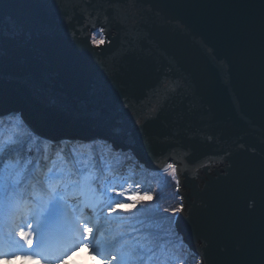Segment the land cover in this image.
Wrapping results in <instances>:
<instances>
[{
    "label": "water",
    "instance_id": "water-1",
    "mask_svg": "<svg viewBox=\"0 0 264 264\" xmlns=\"http://www.w3.org/2000/svg\"><path fill=\"white\" fill-rule=\"evenodd\" d=\"M10 111L49 143L173 164L191 256L264 264V0H0Z\"/></svg>",
    "mask_w": 264,
    "mask_h": 264
},
{
    "label": "snow or ice",
    "instance_id": "snow-or-ice-1",
    "mask_svg": "<svg viewBox=\"0 0 264 264\" xmlns=\"http://www.w3.org/2000/svg\"><path fill=\"white\" fill-rule=\"evenodd\" d=\"M94 46H99L103 41L93 40ZM7 115L9 117L22 115L10 111L8 113L0 112V120ZM26 123V122H25ZM26 126L37 139H46L39 136L38 133L31 129L30 125ZM105 143H110L105 140ZM113 151L116 150L115 145L112 146ZM123 154V149H120ZM26 153V155H25ZM15 157L13 163H9ZM35 165L32 159V151L25 145L8 141L0 132V201L5 205V222L3 231L0 232V252L7 251V254L0 255V261H10L11 259L30 260L43 256L45 260L58 259L60 264L68 260L81 247L86 248L87 255L90 257L88 264H93L99 260L100 264H153V259L157 251V244L163 243L161 238L159 241L154 239L155 233L150 225L137 213H141L144 209L140 208L139 199L131 204L128 209L129 215L119 214L117 208L121 203L119 196L122 192L111 195L112 191L117 188H123V182L119 185H102L98 190V195H94L90 202L84 207L71 209L66 203L61 189L66 190L68 185L64 182L66 177L61 173L55 172L49 168L43 173L44 185L40 187L39 192H35V201L29 204L24 201L26 213L20 216V222L16 223L14 217L20 208V200L11 203V197L16 192ZM168 168L172 169L173 179L176 178L175 168L173 164H168ZM9 168L16 169L15 178ZM96 167H93V171ZM70 178V174L69 177ZM178 184V181H177ZM178 190V188H177ZM94 191H96L94 189ZM145 195L148 200L153 197L148 195V189H145ZM90 208L91 214H86L85 209ZM183 210V205L175 208L174 212ZM107 213V214H106ZM164 219H173V217H165ZM127 222L130 227L127 232L109 233V226L113 223L123 224ZM27 229V230H25ZM58 229L61 238L68 242V246L63 248L59 257H49L47 237L53 231ZM19 236L23 245L31 250L25 252L23 246L14 239ZM35 241V247H34ZM112 249H116L115 252ZM75 264V262H73ZM167 264V262H165Z\"/></svg>",
    "mask_w": 264,
    "mask_h": 264
},
{
    "label": "trees",
    "instance_id": "trees-1",
    "mask_svg": "<svg viewBox=\"0 0 264 264\" xmlns=\"http://www.w3.org/2000/svg\"><path fill=\"white\" fill-rule=\"evenodd\" d=\"M14 128L18 129V131ZM0 132L3 133V136L6 140H14V142L16 143H20L21 139L25 141L22 136H26V139L30 141V144L27 148L31 149L32 151V159L37 157L35 156V151L39 147L42 153H46V151L48 150L49 143L40 139L37 140L33 136H31L27 127L24 126L19 116L0 120ZM32 139L39 144L38 148L33 146L34 142L32 141ZM74 143L78 142L67 143L65 141H62L61 144V146L65 145L67 146V148L74 147V150L71 151L72 156H70L71 158H73V161L68 160L64 162L60 156L58 157V152L64 153L65 151V148H63L64 150H62L61 147L60 150H57L55 155H52V157H50L52 158V160H48V162L44 164V167L42 169L43 171H39V175L37 174V179H33L30 176V174H33L32 176H34V173H37V168L34 165L32 173L29 174L28 178L22 184L28 190V196L25 197L19 190L13 194L10 202L14 203L16 200H20V208H23V202L25 200L28 201L29 204L34 202V186L35 192L38 193L40 187L44 185L43 173L47 172L49 168H52L55 172L64 175L66 177L64 182L68 185V188L70 187L73 189L74 193L79 194V187L82 186L81 192H83L85 196L87 195V197H92L93 194H98L97 191H94V189H97L96 185L94 184L95 181L92 182L95 178L101 177V175L103 174H108L114 176L115 178L118 177L117 175H115V170H105V167L110 166L108 163L111 161V154H117L111 149V147L104 148V150H106L107 152L105 158L104 156H102V154L99 153L101 150L99 152H95V149H89V147L91 148L96 144L103 145L101 143L95 142L93 143V145H91V143H80L78 144L79 146H74ZM82 151H87L89 154L93 153L97 156L99 161L95 166V171H93L94 166H92V157L87 156L88 159L84 158V154L82 153ZM53 152L52 154H54ZM15 159L16 158L13 157V159L9 161V163H13ZM115 160V163L119 162V159ZM69 174L70 178H67L69 177ZM137 176L138 179H136L135 182L133 181L132 183H123V188H127L126 191L131 195L124 193V195H128L125 199L127 204L119 205L117 208V212L119 214L129 215L128 209L130 208L131 204L140 197H143V199H139L138 206L144 209V211H142L141 213H137V215L146 220V226H151L153 232L155 233V240L159 241L161 238L163 239L162 244H157V251L155 254V258L153 259V264H165V262H167V264H192L196 258L192 257L188 252H186L182 246L179 248L177 246V243H175L176 241L179 243L181 239H177V234L170 227V223L168 224V222H171L172 219H164L165 217L174 218L176 212H174L173 210L180 206V200L175 191L176 182H174V180L170 181L169 177H165L164 184L163 182H161L163 177L162 174L147 171L143 166L138 168ZM112 181L115 183H119L118 179H113ZM109 184L111 183L109 182ZM158 188H161L164 191H157ZM145 189L150 190L148 195H151L153 197L152 200L147 199V195H145L144 191ZM18 218L19 212H17L14 217H9L8 219H14L16 223H19L20 220L18 221ZM5 219V205L3 201H0V232L3 231L2 226L5 222ZM129 227L130 225L127 222L123 224L113 223V226L109 229V233L111 234L115 232L119 234L122 232H127V229ZM14 239L17 241V243L22 245V241H20L19 236H14ZM1 264L9 263L8 261H3V263Z\"/></svg>",
    "mask_w": 264,
    "mask_h": 264
},
{
    "label": "rangeland",
    "instance_id": "rangeland-1",
    "mask_svg": "<svg viewBox=\"0 0 264 264\" xmlns=\"http://www.w3.org/2000/svg\"><path fill=\"white\" fill-rule=\"evenodd\" d=\"M91 39H92V42H93V40L102 41L103 40V37H102V35L100 33H97V34H93L92 37H91ZM14 129L18 131V129H16V128H14ZM29 133H30L31 136H33L35 139H37L30 131H29ZM22 138H24L25 141L23 139H21L20 140V144H23L26 147H28L29 144H30V141L26 139V136H22ZM22 140H23V142H22ZM37 140H39V139H37ZM40 140H42V139H40ZM32 141L34 142L33 146H35V147L38 148L39 147V144L35 140H33V139H32ZM73 142H78V143H74L73 144L74 146H77L80 143H84V142H79V141H73ZM60 143H62V142H60ZM67 143H72V142H67ZM91 145H93V143H91ZM59 146H60V148L62 147V150H64L63 148H65V151H64V153H61V154H60V152H58L59 153L58 154V157L60 156L61 159L64 162L65 161H68V160L73 161V158H71L70 156H72L71 151L74 150V147L73 148H67V146H65V145H62V146L59 145ZM105 147H110V146L109 145H104V144L103 145L96 144V145H93L91 148L89 147V149L90 150L95 149V152L96 151L99 152L101 150L99 153L102 154V156L105 157L107 155L106 150H104ZM57 150H59V148L57 147V145H51V146H48V150L46 151V153H42L41 150H40V147H39L35 151V156H37V157L33 158V161H35L36 168L37 169L43 168L44 167V164L48 162V160L50 159V157H52V155H55L56 154ZM48 151H52V152L54 151L53 152L54 154H52V152H51V154H49V153H47ZM114 152H116L117 154H114V153L111 154V156H110L111 157V161L108 163L110 166L105 167V170H110V169L111 170H115V175H117L118 177L115 178L114 176H111V175H108V174H105V175L103 174V175H101V177H98L99 179L98 178H95L92 182L95 181L94 184L96 185V188H97L96 191L97 192L101 188L102 185L109 184V182L111 183L110 185H119V183H121V182H123V183H132L133 181L135 182V180L138 179V176H137V174H138V168L139 167H142L143 165L142 164H139V163H136L135 161H133L132 157L129 154H125V153L122 154L121 152L116 151V150ZM82 153L84 154V158H86V159H88L87 156L92 157V160H91L92 161V166H96L97 165V163H98L99 160H98V158H97L96 155H94L93 153L89 154L87 151H82ZM124 155H125V157H124ZM115 159H119V162L118 163H115V161H116ZM9 171L13 174L12 175V178L14 179L15 178V172L17 170L16 169H13V168H9ZM39 171L40 170H38L36 174L34 173V176H32L33 174L32 175L30 174V176L33 179H37L38 178L37 177V174L39 175ZM147 171H150V170H147ZM150 172H153V171H150ZM153 173H155V172H153ZM160 174L163 175L161 182H163L164 184H165V177H169L170 181L171 180H174V182H176L175 179H173V176H172V169L169 168L167 171H163V173H160ZM113 179H118L119 180V183L113 182L112 181ZM155 184H158V183H155ZM68 189L69 188H67L66 190H61V194L64 195L65 200H66V203L71 207V209H77V208H79V206H80L79 200H76L75 197H70V193H69V190ZM176 189H177V187L175 186V191H176V194H177V190ZM19 190H20V192L25 197L28 196V190L26 189V187H24L23 185H21L20 187H18L16 189V191H19ZM126 190H127V188L126 189L125 188H122V189L117 188L115 191H112L110 194L115 196L117 194V191L123 192L119 196V198L121 200L126 201L125 200L126 197L128 195H131ZM160 190L161 191H164L161 188H158L157 189V191H160ZM124 193L125 194H128V195L126 196V195H124ZM94 195H96V194H94ZM93 197L94 196L92 195V197L89 198V200H87V202H90L93 199ZM178 202H179V200H178ZM123 204L125 205V204H127V202L121 203L120 205H123ZM23 208H24V206H23ZM23 208H19V211H18V212H20L21 215H24L26 213V212L25 213H22L21 210H23ZM85 210L88 211V213H86V214H88V215L91 214V209L90 208H87ZM174 218H175V216H174ZM174 218L171 220V222L169 221L168 224L170 223L171 226L170 225L169 226L177 234V232L175 230L174 223H173ZM112 226H113V224L109 226V229ZM25 230H27V229H25ZM52 234H53V232L51 233V235ZM56 235H58L60 237L59 231H58V234H56ZM177 236L180 237L178 234H177ZM178 237H177V239L178 240L181 239V240L179 241V243L177 241L175 242V243H177V246L179 248L182 246L183 249L191 255V253L186 249V246L183 243L182 238L181 237L178 238ZM47 242H48V249H49V247H52V251H56V250L60 249V247L65 248V247L68 246V242L65 239H62V243H61V245L59 247V244L57 243V241H55V239H53V236H50V235L47 237ZM170 244H171V242H170ZM167 246H169V245H167ZM34 247H35V241H34ZM24 250H25V252L31 251V250L27 249V246L24 247ZM87 251L88 250L86 248L81 247L79 249V251L75 252L68 260H65L63 262V264H73V262H75V264H88V262L90 260V257L87 255ZM59 255H61V254H59ZM49 257H54V256L51 255ZM24 261L26 262V264H60V261L58 259H51L50 258V259H48L46 261L43 256L38 257V258H35V259L24 260ZM93 264H100V261L99 260L98 261H94ZM192 264H199V260L198 259H195V261Z\"/></svg>",
    "mask_w": 264,
    "mask_h": 264
},
{
    "label": "bare ground",
    "instance_id": "bare-ground-1",
    "mask_svg": "<svg viewBox=\"0 0 264 264\" xmlns=\"http://www.w3.org/2000/svg\"><path fill=\"white\" fill-rule=\"evenodd\" d=\"M14 117V116H13ZM20 117V116H19ZM3 119H5V118H3ZM24 124V123H23ZM62 142V141H61ZM65 142H67V141H65ZM49 143V142H48ZM62 143H60V142H57V141H54V142H51V143H49V146H51V145H57V147L59 148V150H60V146L59 145H61ZM51 152L52 151H48L47 153H49V154H51ZM62 152H60V154H61ZM59 154V153H58ZM49 160H52V158H50ZM171 164V163H170ZM174 166V165H173ZM174 168H175V166H174ZM43 168H39V170L40 171H43L42 170ZM169 168L167 167L164 171H167ZM37 171H38V169H37ZM155 173H163V171H155ZM175 181H176V187L178 188V184H177V176H176V178H175ZM61 190H64V189H61ZM69 193H70V197H75L76 198V200H79V204H80V206H79V208H82V207H84V205L87 203V200H89V198H91V197H87V195L85 196L84 195V193L83 192H81L82 191V186H80L79 187V191H80V194L77 196V194L76 193H74L73 192V189L71 190L70 189V187H69ZM177 190V189H176ZM93 196H94V194H93ZM179 197V196H178ZM180 200V199H179ZM86 211V210H85ZM23 212H26V210H23L22 211V213ZM86 213H88V211H86ZM177 214V213H176ZM176 214H175V216H176ZM20 220V217L18 218V221ZM53 232V234L51 235V233ZM49 235L50 236H53V239H55V241H57V243L59 244V247H60V245H61V243H62V239L63 238H61V236L59 237L58 235H56V234H58V230L57 229H53V231H52ZM48 235V236H49ZM55 235V236H54ZM59 237V238H58ZM62 250H63V247H60V249H58V250H56V251H52V247H49V249H48V256H54V257H59L60 255L59 254H61V252H62ZM113 252H115L116 250H112Z\"/></svg>",
    "mask_w": 264,
    "mask_h": 264
}]
</instances>
